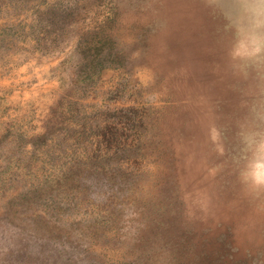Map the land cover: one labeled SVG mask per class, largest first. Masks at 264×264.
I'll return each mask as SVG.
<instances>
[{
    "label": "rangeland",
    "instance_id": "374dc122",
    "mask_svg": "<svg viewBox=\"0 0 264 264\" xmlns=\"http://www.w3.org/2000/svg\"><path fill=\"white\" fill-rule=\"evenodd\" d=\"M15 1L0 0L15 34L0 38V264H264V194L238 178L264 66L229 58L215 6L64 0L79 22L42 47Z\"/></svg>",
    "mask_w": 264,
    "mask_h": 264
},
{
    "label": "clouds",
    "instance_id": "9594fccd",
    "mask_svg": "<svg viewBox=\"0 0 264 264\" xmlns=\"http://www.w3.org/2000/svg\"><path fill=\"white\" fill-rule=\"evenodd\" d=\"M232 32L229 58L238 65L264 66V0H209ZM243 163L240 183L251 193L264 194V130L241 134Z\"/></svg>",
    "mask_w": 264,
    "mask_h": 264
},
{
    "label": "trees",
    "instance_id": "16d2710c",
    "mask_svg": "<svg viewBox=\"0 0 264 264\" xmlns=\"http://www.w3.org/2000/svg\"><path fill=\"white\" fill-rule=\"evenodd\" d=\"M11 1L13 2L15 0ZM16 2L19 4L23 3L30 13L35 16V20L30 21L28 25L20 19L19 25L22 27L20 33L26 35L27 32H25V28L28 26L30 29L28 35L33 33L37 44L42 45V47H48L50 44L57 42L55 40L64 36V30L75 25L80 19L77 16V6L75 4L73 6L66 4L64 0H16L14 3ZM13 33V29L9 26L3 27L0 29V38L2 41H5L8 34H11L9 36H14L15 34ZM102 37L106 36L102 35ZM99 40L101 43L99 44V49H107V47H110L108 40L105 38ZM91 43L90 46L95 48V44L92 45ZM108 55L107 52L96 56V62H94L95 66H93L95 73L113 65L110 63L113 61L114 57Z\"/></svg>",
    "mask_w": 264,
    "mask_h": 264
}]
</instances>
